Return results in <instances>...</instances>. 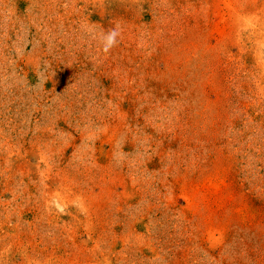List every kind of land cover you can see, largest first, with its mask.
I'll return each instance as SVG.
<instances>
[{
  "label": "rangeland",
  "instance_id": "obj_1",
  "mask_svg": "<svg viewBox=\"0 0 264 264\" xmlns=\"http://www.w3.org/2000/svg\"><path fill=\"white\" fill-rule=\"evenodd\" d=\"M0 264H264V0H0Z\"/></svg>",
  "mask_w": 264,
  "mask_h": 264
},
{
  "label": "clouds",
  "instance_id": "obj_2",
  "mask_svg": "<svg viewBox=\"0 0 264 264\" xmlns=\"http://www.w3.org/2000/svg\"><path fill=\"white\" fill-rule=\"evenodd\" d=\"M108 40H109V42L111 43V42L113 41V36L110 35V36L108 37Z\"/></svg>",
  "mask_w": 264,
  "mask_h": 264
}]
</instances>
